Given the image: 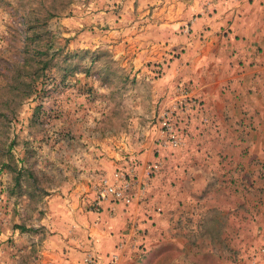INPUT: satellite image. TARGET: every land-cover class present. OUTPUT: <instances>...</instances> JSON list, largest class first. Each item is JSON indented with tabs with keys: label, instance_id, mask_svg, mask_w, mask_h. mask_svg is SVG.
Segmentation results:
<instances>
[{
	"label": "rangeland",
	"instance_id": "374dc122",
	"mask_svg": "<svg viewBox=\"0 0 264 264\" xmlns=\"http://www.w3.org/2000/svg\"><path fill=\"white\" fill-rule=\"evenodd\" d=\"M113 6L0 0V264H83L89 250L66 231L75 205L89 200L95 211L100 179L139 165L146 143L158 140V114L180 86L164 93V56L137 61L133 45L119 46L121 7ZM244 239V252L238 237L219 259L264 264V232ZM219 240L224 249L227 237ZM139 245L114 264H145L143 238Z\"/></svg>",
	"mask_w": 264,
	"mask_h": 264
},
{
	"label": "crops",
	"instance_id": "0c3cea01",
	"mask_svg": "<svg viewBox=\"0 0 264 264\" xmlns=\"http://www.w3.org/2000/svg\"><path fill=\"white\" fill-rule=\"evenodd\" d=\"M110 1L121 7L119 46L133 45L137 61L164 56V93L180 86L203 110L184 115L180 148L156 134L137 155L140 180L157 164L143 201L95 212L87 200L66 231L99 264L129 258L141 238L145 264H246L219 253H234L238 237L244 252V237L264 232V0Z\"/></svg>",
	"mask_w": 264,
	"mask_h": 264
},
{
	"label": "built area",
	"instance_id": "2783aa9c",
	"mask_svg": "<svg viewBox=\"0 0 264 264\" xmlns=\"http://www.w3.org/2000/svg\"><path fill=\"white\" fill-rule=\"evenodd\" d=\"M239 1V0H224ZM175 99L167 103L158 114L157 124L159 137L156 144L171 149H178L183 145L182 126L187 121L184 115L202 113V103L195 97L189 95L182 87L175 92ZM186 120V121H185ZM139 165L132 163L128 167L116 169L109 176L102 177L99 181L97 192L93 200L96 212L103 209V205L130 206L135 199L143 201L146 198L151 178L157 169V164L152 163L146 169L145 178L140 180L137 175ZM260 255L264 261V246L260 249ZM117 261V256L112 255L110 264ZM83 264H99L95 254L88 253Z\"/></svg>",
	"mask_w": 264,
	"mask_h": 264
}]
</instances>
